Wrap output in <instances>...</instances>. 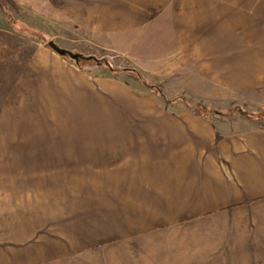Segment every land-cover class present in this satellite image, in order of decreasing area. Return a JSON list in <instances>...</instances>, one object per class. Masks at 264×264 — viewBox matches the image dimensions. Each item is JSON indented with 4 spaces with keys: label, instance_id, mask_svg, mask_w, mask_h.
<instances>
[{
    "label": "crops",
    "instance_id": "1",
    "mask_svg": "<svg viewBox=\"0 0 264 264\" xmlns=\"http://www.w3.org/2000/svg\"><path fill=\"white\" fill-rule=\"evenodd\" d=\"M12 1L46 19L52 37L63 32L88 56L119 57L173 97L264 113V0ZM8 27L0 28L1 79L12 36L27 56L23 72L44 74L34 87L113 110L55 140L63 150L48 139L36 151L63 183L50 202L63 212L49 221L58 232L9 237L3 216L0 264H264L263 127L239 112L201 118L125 81L73 72L65 57ZM72 73L84 81L72 83Z\"/></svg>",
    "mask_w": 264,
    "mask_h": 264
},
{
    "label": "rangeland",
    "instance_id": "2",
    "mask_svg": "<svg viewBox=\"0 0 264 264\" xmlns=\"http://www.w3.org/2000/svg\"><path fill=\"white\" fill-rule=\"evenodd\" d=\"M189 3H191V0H189ZM76 12L78 13V11ZM8 26L13 30L11 31L14 34L27 35V38H33L43 43L47 49H49L48 42H53L58 47L69 50L74 54L81 52L80 54L83 56L88 55L81 50L79 42L70 41V35L65 36L63 32L57 31L56 36L52 37L47 27L48 22L46 19L23 12L21 9L20 14L16 15L0 7V28L8 30ZM35 26L39 30L33 31L34 29L32 28ZM71 34L74 38L80 37L78 32L71 31ZM10 37L8 38V50L13 53V57L11 62L7 64L6 75L8 74V76L4 79L0 78V102L3 100L2 104L0 103V221L3 220L1 219L3 216L8 220L9 237H15L16 231H18V237L20 236L21 238H23V235L26 238L32 236V233L42 231H49L54 235L58 232L56 231L58 226L56 224L49 226V221L60 215L62 216L63 212L58 209L60 207L51 205L50 202H57L53 200L62 198V191L60 192V189L57 190V188H61L63 183H58L54 180V178L58 177L57 175L47 174L50 171L47 170V160L38 158V156H41V152L36 151L44 150L42 145L48 139L52 140L54 150H57L56 147L59 148L58 150H63V145L55 147V140H63V137L79 135L84 130L83 124L93 120L95 117H105L104 114L107 112L99 110H113V108L108 104H104L99 105L96 110V106L93 104L92 110L90 108L86 110L83 107L84 103L81 104L79 97H77L78 95H74L70 91L64 97L63 93L57 89L56 93L51 96L47 94V92H51V88L48 91L47 85L39 89L36 86L34 87L33 82L36 79L33 77H39L40 75L43 77L44 74L41 73L38 67L33 74L23 72V68H21L23 65L22 61L27 56L21 52L23 50L21 43H17L15 37ZM15 49H18L19 54L14 53ZM85 50L88 53V49ZM93 53L102 62L100 66L93 67V72L97 73L96 78L106 76L108 79L125 81L131 87L148 92L157 101L163 102L139 83L123 76H112L104 66L103 57L107 52L94 51ZM39 54L40 52L36 53L38 60L44 63L51 61L45 55ZM65 58L70 62L68 64L71 67L68 69L72 68L71 70L76 72L74 68H77V63L75 62L78 61L74 62L68 57ZM16 60L19 61L18 65ZM113 62L119 68L129 67L119 57H114ZM91 64L95 63L91 62ZM91 64L89 63V65ZM78 65L84 66L85 64L80 60ZM56 69L57 87H61L63 68L57 65ZM79 78H81V74L72 73L71 82L81 84L79 81H84V79L79 80ZM147 80L150 84L156 85L158 90H161L168 99L173 98L172 94L170 95V92L165 90V85L162 82L148 78ZM38 81L42 83L43 79L39 77L35 82ZM44 83L47 84V81L44 80ZM64 83L66 85L67 80ZM52 86H55V79L51 80ZM6 92L8 94L4 102ZM176 96L179 97L178 99L183 98L182 95ZM184 100L190 105L197 103L191 99ZM231 109L233 107L229 110ZM214 110L218 112L217 114L225 113ZM235 113L237 112L230 113V115ZM91 129L94 130V127Z\"/></svg>",
    "mask_w": 264,
    "mask_h": 264
},
{
    "label": "trees",
    "instance_id": "3",
    "mask_svg": "<svg viewBox=\"0 0 264 264\" xmlns=\"http://www.w3.org/2000/svg\"><path fill=\"white\" fill-rule=\"evenodd\" d=\"M0 7H3L4 9H6L9 12H12L16 15L20 14V8L12 0H0ZM8 38H11V37L8 36ZM65 57H67V56H65ZM83 57H86V58L79 59L78 62L80 60H82V62L85 64L84 66H79L78 62H75V61L74 62L77 63L76 64L77 67L80 68V70L85 72V73L92 74L93 67L94 66L98 67L102 64L101 60L97 59L93 55H89V56L87 55V56H83ZM114 57H116V56L110 55V54H106L103 57L104 58L103 60L105 62L104 63L105 68L114 77L124 76L125 78H129V79L139 83L147 91L152 92L153 94H155L158 98H160L165 103L166 102H178V101L183 102L189 111H191L192 113L196 114L197 116H199L201 118H205L208 113H211V114H217L218 113L214 109H212L211 107L203 105L201 102H197L195 105H190V104L186 103V101L183 98L178 99L179 98L178 96H176L175 98L173 97L172 99H167L166 97H164L162 91L158 90V87H156V85L150 84L149 81L147 80V78L144 77L135 68H132V67H128V68L116 67V65L113 62ZM91 62H94L95 64H91ZM89 63L91 65H89ZM233 112L241 113L246 118L255 121L259 126L264 128V113L263 112H249V111H245L244 109L240 108L239 106H234L233 109L226 111L225 113H223V115L231 116L230 113H233Z\"/></svg>",
    "mask_w": 264,
    "mask_h": 264
},
{
    "label": "water",
    "instance_id": "4",
    "mask_svg": "<svg viewBox=\"0 0 264 264\" xmlns=\"http://www.w3.org/2000/svg\"><path fill=\"white\" fill-rule=\"evenodd\" d=\"M48 47L54 51L57 55L59 56H67L70 60L72 61H78L79 59H83V58H86V57H83L81 54L77 53V54H74L72 52H70L69 50H66V49H63V48H60L58 47L57 45H55V43L53 42H48Z\"/></svg>",
    "mask_w": 264,
    "mask_h": 264
}]
</instances>
